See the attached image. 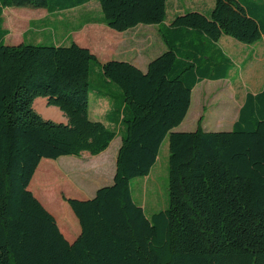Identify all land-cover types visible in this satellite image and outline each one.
I'll return each instance as SVG.
<instances>
[{
  "label": "trees",
  "instance_id": "16d2710c",
  "mask_svg": "<svg viewBox=\"0 0 264 264\" xmlns=\"http://www.w3.org/2000/svg\"><path fill=\"white\" fill-rule=\"evenodd\" d=\"M92 1L114 32L157 26L167 50L146 71L107 61L92 85L99 60L86 47L5 45V9L57 14ZM166 17L167 0H0V264H264V89L246 93L230 131H206L203 117L195 131H175L193 90L235 68L222 38L264 39V0ZM91 96L111 103L115 127L90 118ZM37 98L67 123L44 120ZM119 134L112 184L91 199L63 197L80 226L69 242L32 180L43 160L98 156ZM167 137L170 207L148 217L131 182L150 175Z\"/></svg>",
  "mask_w": 264,
  "mask_h": 264
},
{
  "label": "rangeland",
  "instance_id": "374dc122",
  "mask_svg": "<svg viewBox=\"0 0 264 264\" xmlns=\"http://www.w3.org/2000/svg\"><path fill=\"white\" fill-rule=\"evenodd\" d=\"M215 1L167 0L166 23L169 24L176 16L188 11L209 16ZM3 19L4 29L8 32L5 45L26 43L66 47L75 42L89 48L99 60L98 64L93 65L92 85L100 79L102 64L107 61L135 62L140 69L146 71L147 64L167 50L157 26L141 25L124 35L113 33L104 22L98 1L57 14H50L43 9L7 8L4 10ZM220 45L234 60L236 67L229 79L204 81L193 90L189 113L183 124L175 130L176 132L195 131L202 117L204 119L202 126L206 131H230L238 118L246 93H257L264 89V39L255 45H245L224 36ZM92 99L93 96L91 105ZM108 108L109 105L105 103L94 113V117H101ZM33 109L44 120L58 124L67 123L66 117L57 107L48 106L46 98H37ZM118 137L110 151V157H113L121 140L120 134ZM168 147L167 137L151 176L134 179L131 182L134 200L145 209L148 217L170 207ZM94 158L89 157V165L97 163ZM48 162L53 163L49 165ZM63 162V160L42 161L40 167L45 166L49 174L43 175V180L40 182L41 186L38 190L42 197L35 196L58 221H63L68 228H72L73 222L79 227L78 220L63 197L80 200L86 198L77 196L79 191L76 188L80 184L74 177L76 175L74 165V168L63 170L60 168L62 167L60 165L65 164ZM111 169L103 171L102 178L92 184V191L112 184ZM36 176L37 173L29 188L32 192Z\"/></svg>",
  "mask_w": 264,
  "mask_h": 264
},
{
  "label": "crops",
  "instance_id": "0c3cea01",
  "mask_svg": "<svg viewBox=\"0 0 264 264\" xmlns=\"http://www.w3.org/2000/svg\"><path fill=\"white\" fill-rule=\"evenodd\" d=\"M167 6H168V3H167ZM171 21H170V23H171ZM169 24L166 23V25H169ZM136 28H134V29H136ZM131 30H133V29H131ZM131 30H129V31H131ZM129 31H127L125 33H117V32H114V31H112V32L115 33V34H118V35H124V34L128 33ZM132 64L135 65L136 67H138V65H136L135 62H133ZM148 65H149V63L147 64L146 70L148 68ZM141 70L144 71L143 69H141ZM91 98H92V96H91ZM105 103H107L109 105L108 110L106 112H104V114L101 117H98V118L94 117V113L96 111H98L100 109V107H103V105ZM112 109H113L112 105H111V103L108 100L102 99V98H98L97 96H93L92 105L90 106V110H89V116H90V118L92 120L101 121V122L105 123L107 126L113 128L115 126L111 123V118L112 117L110 116V113H111ZM118 136L119 135H117V137L111 143L110 147L105 152H103L102 154H100L98 156H92V157H95L94 159L97 161V163L96 162L94 163L95 165H89L90 164L89 163L90 162L89 157L91 156L89 153H83L81 155V157L67 156V157H61L58 160H49V161L63 160L64 161L63 163H65V164L64 165H60V166L63 167V168L60 167L63 170H67L68 168H71V167L74 168L75 167V169H76V173L75 174L76 175L74 177L77 180V182L80 184V186H77L78 188H76L79 191V192H77V194H78L77 196H79V197L85 196L86 199H91V198L94 197L95 193L98 190V189H96L95 191H92L91 190L92 184L95 181H97L98 179L102 178L104 170L112 168L111 169L112 170V179H111V181L113 182L115 171H116L117 153H118V150H119V148H120V146L122 144V136L120 137L121 140H120V142L118 144V147H117L116 152L114 153L113 157H110V151H111L113 145L115 144V140L117 138H119ZM84 159H85V161H84ZM45 160H48V159H45ZM51 163H53V162H48L49 165H52ZM73 165H74V167H73ZM153 169H152V171H153ZM152 171H151V173H152ZM36 173H37V176H36V178H35V180L33 182V193L35 195H37L38 197H42V194L39 192L38 189H40V186H41L40 182L43 180V177H44L43 175H45V176L48 175L49 171L47 170V168L45 166L42 167V168L39 166V168H38ZM151 173H150V175L148 177L151 176ZM148 177H146V178H148ZM34 183H35V186H34ZM86 199H84V200H86ZM71 221H72V219H71ZM58 224H59V227H60L62 233L64 234V236L66 237V239L69 242H73L78 237V235L80 234V226L79 227L76 226V224L74 222H73L72 228H68L64 224V222L61 221V220L58 221Z\"/></svg>",
  "mask_w": 264,
  "mask_h": 264
}]
</instances>
